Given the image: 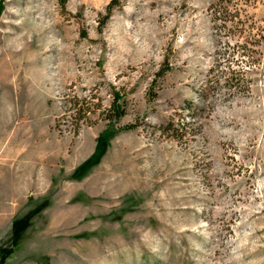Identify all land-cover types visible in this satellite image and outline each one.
Returning <instances> with one entry per match:
<instances>
[{"label": "rangeland", "instance_id": "374dc122", "mask_svg": "<svg viewBox=\"0 0 264 264\" xmlns=\"http://www.w3.org/2000/svg\"><path fill=\"white\" fill-rule=\"evenodd\" d=\"M110 1L0 0V264H264V0Z\"/></svg>", "mask_w": 264, "mask_h": 264}, {"label": "trees", "instance_id": "16d2710c", "mask_svg": "<svg viewBox=\"0 0 264 264\" xmlns=\"http://www.w3.org/2000/svg\"><path fill=\"white\" fill-rule=\"evenodd\" d=\"M117 2V0H111L110 2H109V4H108V14L105 16V18H107L108 17V15H109V13L112 11V9H113V6H114V4ZM2 7L0 6V9H1ZM85 34V33H84ZM166 67H168V66H163L162 68H161V70L158 72L159 73V75H162L165 71H166ZM115 93H116V95H115V101H114V103H113V108H114V111H115V113L118 115V116H121L123 113H124V109H123V107H121V105H120V103H119V96H120V93L119 92H117V91H115ZM129 127H131V125H126L125 127H122V129H127V128H129Z\"/></svg>", "mask_w": 264, "mask_h": 264}]
</instances>
